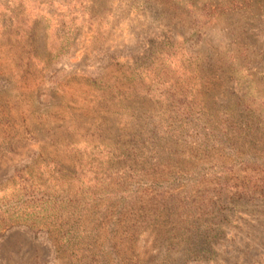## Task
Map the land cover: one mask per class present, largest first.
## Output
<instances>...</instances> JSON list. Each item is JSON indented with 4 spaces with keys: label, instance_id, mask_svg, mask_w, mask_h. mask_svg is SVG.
Wrapping results in <instances>:
<instances>
[{
    "label": "rangeland",
    "instance_id": "374dc122",
    "mask_svg": "<svg viewBox=\"0 0 264 264\" xmlns=\"http://www.w3.org/2000/svg\"><path fill=\"white\" fill-rule=\"evenodd\" d=\"M261 178L264 0H0V187L76 186L83 249L13 224L0 264H264Z\"/></svg>",
    "mask_w": 264,
    "mask_h": 264
},
{
    "label": "trees",
    "instance_id": "16d2710c",
    "mask_svg": "<svg viewBox=\"0 0 264 264\" xmlns=\"http://www.w3.org/2000/svg\"><path fill=\"white\" fill-rule=\"evenodd\" d=\"M259 182L260 183L254 187L255 189L264 188V179H259ZM29 187L30 185H27V187L22 185L18 186L17 190L12 189V193L8 197L10 198L12 195L14 196V194H16L15 198H17L18 204H14L13 206L10 205L6 199L7 196L6 192H4V187H0V191H2V193H0V236L3 231L13 224H25L34 231L45 230L50 236L53 235V240L57 242V251L69 252L72 255H77L82 252L83 249L77 241V239L81 237L82 229L79 228V226H82V224L77 223L75 220L73 228L68 226L64 229L60 227L56 228V225L60 223L63 216L69 214L70 210L74 207L71 203L76 202L75 196L79 195L76 186L75 190L72 189L70 195L68 194L70 196L69 198L65 197L61 200L56 198V194L53 195L55 198L53 203L49 198L36 199L33 193H29ZM60 192V195L63 196L62 194H66L68 189H62ZM96 197V195L90 194L85 198L88 199V202H91L88 204L92 205L97 203ZM54 203L59 205L61 203H66L69 210L58 214L59 207H55L53 205ZM98 219L101 220V217L99 216ZM98 226H100V222L98 225L93 226L92 230L89 227L84 228V230L91 234L98 231ZM86 251L89 252V249Z\"/></svg>",
    "mask_w": 264,
    "mask_h": 264
}]
</instances>
